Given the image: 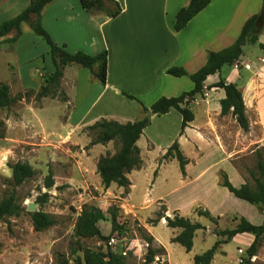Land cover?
I'll use <instances>...</instances> for the list:
<instances>
[{"label":"rangeland","instance_id":"1","mask_svg":"<svg viewBox=\"0 0 264 264\" xmlns=\"http://www.w3.org/2000/svg\"><path fill=\"white\" fill-rule=\"evenodd\" d=\"M261 42L264 43V37H261ZM48 51L46 41L36 35L27 23L23 25V34L15 43H4L0 47V82L9 85L11 95L15 98V102L10 107L0 110V201L3 197L9 196L13 189L11 164L17 161L29 162L36 170L32 178L16 187V201L22 207L20 215L0 221V264H83V254L86 249L106 252L108 248L123 254L126 264H143L149 248L143 233L153 237L151 246L158 251L149 264H169L166 262L167 252L162 244L169 251L173 264H193L196 255L212 248L221 239L215 231H212L214 229L212 221L204 216L200 218L204 227L208 226L209 229L197 231L194 246L190 252H187L182 245L172 242L171 237L176 235L179 229L167 226L165 216L174 217L178 212L168 208H177L184 213L178 214L195 222L199 216L197 208L207 209L206 204L214 201L215 196L219 199L216 190H213L214 187H223L218 172L209 167L205 174L196 177L201 170L209 166L207 163L211 162L210 159L215 156L217 158V152L211 154L208 162L190 165L188 178L182 175L177 159H173L165 166L162 165L158 173H155L159 168V163L155 159L161 151L169 147L176 129L172 121L164 123L165 120L162 118V139L157 136L162 142V147L158 146L160 143L158 142L155 148L145 154L144 138L142 139L140 146L143 148L142 157L145 165L138 172L137 185L130 198L129 188L124 187V190H121L115 183L118 187L108 191L102 183L92 178L90 179L93 182L87 185L84 180L87 175L93 173L94 165L85 166L78 153L84 155L88 152L95 155L100 153L101 148L90 151L93 146L90 142L85 147V151L83 149L77 151L71 149L70 144L63 139L64 134L58 137L52 132L50 127L59 126L54 122L57 123L60 114L61 117L64 113L67 114V109L71 105L62 113L64 108L61 104L65 101L63 98L66 95L63 78L55 89L50 87L48 96L39 98V93L45 85H48L46 77L51 70L52 61ZM245 52L246 60L251 63L257 62V58L263 54L258 44H248ZM78 68L85 67L74 64L66 71L69 75H76ZM223 68L225 71L229 65ZM20 78H23L24 82L33 84L25 86ZM95 81L100 83L98 80ZM71 95L73 99H82L81 94L77 95L76 91L71 90ZM95 98L94 91L85 95L83 101L79 103L82 105L80 111L85 110ZM106 99L105 96L96 109H106ZM124 107L118 101L117 104H113L111 110L106 109V111L110 112L113 118H120V115H116V110L120 112ZM39 108L44 109L45 119L42 123L31 117ZM131 110L129 107L127 112L131 114ZM50 120L52 122L47 125L45 122ZM214 124L213 133H208L207 138H216L217 128L219 136L223 134V140L236 144L234 147L239 145L240 149L237 147L238 151L230 156H233V162L245 176L246 182L253 186L254 181L248 170H255L256 167L255 151L258 147H255L252 141L260 136L259 128L249 129L245 136L244 133L239 136L236 128L229 123H222L219 116L215 117ZM150 125L151 122L148 126ZM150 130L154 133L161 132V129L154 124ZM83 131L93 139L87 127ZM77 135L81 136L82 133ZM174 140H177V136ZM242 142L246 145L243 146ZM107 147L105 155L114 154L119 144L112 141ZM185 149L186 153L191 152L187 147ZM101 152L104 154V149ZM161 161L164 163L163 157ZM234 180L237 182L235 177ZM49 181H53L52 186H48ZM159 199L163 202H156ZM32 202L36 203V210L53 215L57 220L56 224L43 231H36L30 215L32 211L28 210V204ZM192 202L196 203L191 204ZM228 204L233 206L232 208L236 207L231 201H228ZM85 205L100 207L106 214L110 207L117 208L118 221L124 223L128 230L123 234L118 232L112 234L110 216L107 214L108 220L100 222V227L104 235L111 237L110 241L97 237H78L76 222ZM191 206H194V211H191ZM159 213H162L163 217L153 225L154 223L150 221H155ZM232 219L233 215L226 218L227 228L233 225ZM147 226H150L154 234L148 231ZM157 238L162 244H159ZM238 246L240 244L237 242L228 243L225 248L228 254L221 252L216 254L214 264H264L260 261L252 263L251 260L246 263L248 258L241 257Z\"/></svg>","mask_w":264,"mask_h":264},{"label":"crops","instance_id":"2","mask_svg":"<svg viewBox=\"0 0 264 264\" xmlns=\"http://www.w3.org/2000/svg\"><path fill=\"white\" fill-rule=\"evenodd\" d=\"M117 1L120 2L122 11L113 18L104 14L88 13L83 8L80 0H56L48 4L42 11V23L58 45H66L67 50L70 52L84 51L95 55L103 50H108L109 53L105 85L95 81L86 68L76 69L77 76L67 73L66 69L71 65H68L64 70L63 83L66 90V100L61 104L64 108L62 113L69 105L71 106L68 107L67 114L64 113L62 117L60 114L57 123L54 122L59 126L50 128L55 136L61 137V134H64L63 139H66L71 149L77 151L81 149L85 151V147L92 140L83 129L102 118L125 123L135 121L145 115L138 102L123 95V92L134 95L149 108L162 96H178L183 92L192 90L194 83L189 76H173L167 74L166 70L173 66H181L188 73H194L205 65L210 51H219L232 45L240 35L247 19L260 12L264 7V0H210L208 6L192 18L186 27L176 31L174 28L176 14L182 7L187 6L191 0ZM29 3L30 0H0V24L20 14ZM261 37H264V29L259 35L260 43H262ZM246 58L244 49V54L234 64L229 65L227 70L223 71V66L220 72L207 77L204 82V93L197 96L190 103L195 117L183 134L180 135L182 114L177 109H171L170 112L164 115H151V124L158 126L161 132L154 133L150 130L152 126L150 125L144 129L143 134L137 141L143 166L140 169L132 170L127 175L131 181L129 198L137 185L138 172L145 165L142 157L143 148L140 146L142 139L144 138L145 154H148L151 149L155 148L156 143L160 142L157 136L162 139V118L165 120L164 123L172 121L176 127L169 142V147L174 143V138L177 136L180 149L189 160L185 166V174L182 173L185 178L190 176V165L208 162L211 154L217 152V158L215 156L210 159L211 162L207 163L209 166L201 170L196 177H201L211 167L219 175L221 171L226 172L230 181L236 187L246 183L245 176L235 166L233 156H230L240 149L239 145L234 147L236 144L223 140V134L219 136L217 128L215 129L216 138H207L208 133H213L212 127L215 128L216 116H219L222 123H229L236 128L239 136L243 133V136H245L248 132L239 126L232 112L221 115V100L226 96V93L224 89L213 87V85L224 78L227 83H235L242 93L250 124L249 129L253 130L258 127L260 130V136L252 141V144L258 148H264V53L257 58L255 63L247 61ZM50 69V72L54 70L53 62H51ZM20 79L25 86L33 84L24 82L23 78ZM71 90L76 91L77 95L81 94L82 99H73ZM91 91L96 93V98L85 110L80 111L82 105L79 103ZM105 96L107 97L106 109L111 110L113 104H117L118 101L125 106L120 112L116 110V115H120V118H113L106 109H96ZM129 107L132 109V115L127 112ZM43 110V108H39L31 115L38 123L44 122ZM51 122L50 120L45 123L48 125ZM78 133H82V135L78 136ZM209 139L211 140L209 141ZM111 142L95 144L90 148V151L101 148L99 154L92 155L86 152L83 155L81 152L78 153L82 157L85 166L94 165L91 175L85 173L87 178L84 181L87 182V185L89 182H93L92 180L101 184V178L97 172V162L102 155H105L107 146ZM238 144L240 143L238 142ZM242 144L243 146L246 145L245 142H242ZM158 146L162 147V142L158 143ZM185 147L191 151L189 154L186 153ZM237 147L239 148L237 149ZM103 149L104 154L101 152ZM166 150L161 151L155 159L159 163V168L155 173H158L162 165L165 166L173 160L163 158L164 163L160 162ZM234 177L237 182H235ZM116 187L118 186L113 183L106 191L113 190ZM119 189L124 190V187ZM213 190H216L219 199L215 196L214 201L206 205L212 215L219 216L220 220L218 224L211 222L214 225V229L211 228L212 231L216 232L217 229L227 228V221L225 220L230 215L243 216L256 225L263 223L264 213L258 206L236 197L224 186L214 187ZM158 201H162V199L156 202ZM228 201H231V204H236V207L229 206ZM195 203L192 202L191 204ZM191 208V211H194V206H191ZM168 209L184 214L177 208ZM201 217L203 216L199 215L196 222L203 225ZM236 223L232 219L233 225L229 228H234ZM207 228L209 229L208 226H206ZM147 229L151 234H154L150 226H147ZM179 232L180 229L177 233ZM254 240L255 236L252 233H238L229 242H222L218 246L216 254L219 252L228 254L225 249L226 245L237 242L240 244L238 252L241 257H246V250ZM162 247L167 252L166 262L173 264L169 251L163 244ZM216 256L211 264H214ZM241 257L239 260H241ZM250 260L252 263L264 262V243Z\"/></svg>","mask_w":264,"mask_h":264},{"label":"trees","instance_id":"3","mask_svg":"<svg viewBox=\"0 0 264 264\" xmlns=\"http://www.w3.org/2000/svg\"><path fill=\"white\" fill-rule=\"evenodd\" d=\"M56 0H30L29 5L17 16L7 19L0 24V47L4 43H15L23 34V25L27 23L31 30L38 36L42 37L49 48V55L54 65V70L46 77L48 85L39 93V98L48 96L50 87L54 89L59 85L64 77V70L68 65H79L88 68L93 79L98 80L102 85L106 84L108 50H103L95 55L88 54L84 51L70 52L66 45H58L51 34L46 30L42 23V11L44 8ZM83 8L90 14H104L109 17H116L122 11V6L117 0H80ZM210 0H191L187 6L182 7L176 14L174 28L176 31L182 30L188 22L202 11ZM264 29V7L262 10L247 19L240 35L236 41L219 51H210L207 61L200 69L194 73H188L184 67L173 66L166 70L167 74L173 76H189L194 83V88L190 91L183 92L178 96H162L157 99L149 108L146 107L134 95L123 92V95L130 99L137 100L142 112L145 114L142 118L125 123L114 119L102 118L94 124L87 127L93 135L91 145L107 144L115 141L119 144L118 150L114 154H106L99 158L97 162V172L101 178V183L105 188H109L113 183L120 187L129 188L131 181L128 173L134 169L141 168L143 161L140 156V148L137 141L140 139L144 129L150 124L147 117V110L152 114L164 115L171 109H177L182 114V123L180 135L183 134L186 127L194 120V112L190 103L197 96L204 93V82L209 75L218 73L225 65L234 64L243 54L248 44H258L264 53V43L259 42V35ZM8 35L10 37L6 38ZM213 87L225 90L226 96L221 100V115L232 112L237 123L244 131H249L250 124L246 114V107L241 91L235 83H227L221 78ZM66 100V95L63 98ZM15 102L11 95L10 87L7 83L0 82V110L10 107ZM255 170L249 169L254 185L248 182L236 187L230 181L226 172L221 171V185L225 186L236 197L258 206L264 213V148H257ZM164 159H177L183 174L185 166L189 160L182 153L177 140L168 148L163 156ZM12 169L11 185L13 187L9 196H5L0 201V221L6 220L10 216L20 215L21 205L16 201V187L23 184L36 174V170L29 162L17 161L10 165ZM53 181L48 182L52 186ZM198 215L209 218L215 224L219 223L220 217L213 216L208 209L197 208ZM111 222V232L123 234L128 229L124 223L118 221V210L110 207L107 210ZM106 212L97 206L85 205L82 212L77 218L76 235L78 237H97L104 241H110V236L103 234L100 222L108 220ZM33 226L36 231H43L56 224V218L42 210L30 212ZM155 221H150L156 225L163 217L162 213L158 214ZM167 226L180 229V232L172 237V242L182 245L187 252H190L194 246V236L198 229H204L200 222H193L186 216L175 214L174 217L165 216ZM236 221L234 228L217 229L216 234L221 237L212 248L202 254L194 257L193 264H211L214 259L218 246L222 242H229L236 234L249 232L255 236V240L246 250L247 260L256 255L264 243V221L256 225L251 223L243 216L233 215ZM156 222V223H155ZM143 238L149 243L148 253L143 264L151 263L158 253L151 244L153 237L143 233ZM163 250V249H162ZM83 264H126L125 256L116 253L110 248L106 252L86 249L83 254Z\"/></svg>","mask_w":264,"mask_h":264},{"label":"water","instance_id":"4","mask_svg":"<svg viewBox=\"0 0 264 264\" xmlns=\"http://www.w3.org/2000/svg\"><path fill=\"white\" fill-rule=\"evenodd\" d=\"M151 115H152V111L149 109L147 110V117L150 119L151 118ZM28 210L29 211H36V203L32 202V203H29L28 204Z\"/></svg>","mask_w":264,"mask_h":264}]
</instances>
